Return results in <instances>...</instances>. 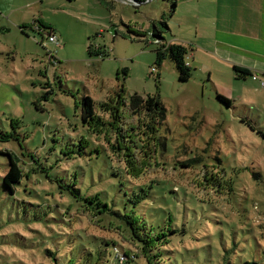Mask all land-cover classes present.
<instances>
[{"label":"rangeland","instance_id":"rangeland-1","mask_svg":"<svg viewBox=\"0 0 264 264\" xmlns=\"http://www.w3.org/2000/svg\"><path fill=\"white\" fill-rule=\"evenodd\" d=\"M175 1L0 0V130L11 132L10 120H20L18 138L0 140V264H54L45 249L58 264H117L106 258L111 245L137 259L130 264L264 259V87L236 80L222 60L193 46L188 81H178L169 60L157 68L156 45L146 43L141 25L152 30L166 19L186 47L195 36L191 25L178 28L173 20L182 19L170 18ZM89 45L108 55H90ZM133 94L162 103L153 140L149 121L128 111ZM83 96L99 116L88 127ZM120 102L118 121L111 111ZM117 129L127 159L113 146ZM78 144L81 155L64 156ZM5 152L23 173L14 194L1 187ZM74 187L80 197L97 195L107 211L81 204ZM141 189L148 194L133 207L128 199ZM132 210L135 235L121 220ZM160 232L166 238L151 244L136 238Z\"/></svg>","mask_w":264,"mask_h":264},{"label":"trees","instance_id":"trees-1","mask_svg":"<svg viewBox=\"0 0 264 264\" xmlns=\"http://www.w3.org/2000/svg\"><path fill=\"white\" fill-rule=\"evenodd\" d=\"M68 1H73V0H68ZM144 2L145 0H125L126 3L130 4H134V2ZM136 8V6H134ZM172 8H175V2L172 3ZM156 24V25H155ZM158 24L163 27L166 31L169 32V27L167 26L166 23V19L162 20V18L160 19V21H156L155 23L151 24L152 30H148L146 31V33L144 35H147L148 38L145 39L146 43L148 39H151L154 41V44L156 45L155 49H154V55H155V61L154 64L157 68H159V66L165 61V60H169L174 64L175 70L177 72V78L178 81L180 82H186L190 79L191 77V73H192V68L190 67V65L187 64L186 62V57H187V53H188V49L181 45V44H177V43H167V40L164 39L161 36L162 31L160 29H158ZM47 34H54V30L51 28H46ZM131 33H135V31H131ZM135 35V34H134ZM156 39H159L160 41H156ZM88 52L90 55H100V56H105L108 55L106 51H96L93 52L92 51V47L91 45L88 46ZM232 71L234 74V77L236 80H246V79H252L253 75L249 70L239 67V66H233L232 67ZM123 77H125L127 75V70L123 69L122 71ZM46 96V94H45ZM44 96V97H45ZM217 98L225 103L227 106H230V101L222 96H217ZM125 104V102H120V104L116 107L113 106V110L111 111L113 113V118L114 120H120L119 117V110L117 112L116 109H118L119 107L123 106ZM112 105V104H111ZM33 106L36 110H42L39 107V104L37 101L33 102ZM80 107V111H81V119H82V123L84 126L88 127L90 124L92 123H96L98 121V115L96 114V107H95V103L93 101L92 98H90L89 96H83L79 102ZM102 106V105H101ZM104 107V106H102ZM99 108L100 105H99ZM102 109V108H101ZM128 111L130 113V115H132L133 117H135L136 115H138L139 120L141 117L147 119L149 121V123L147 125H145V129L150 132V136L153 139H155V131L158 129V124H159V120L164 116V109L162 106V103L160 102L159 99L157 98H153V97H149L146 100L143 99L142 97H140L137 94H133L132 96H130V99L128 100ZM20 120H10V124L12 126V131L11 132H5V131H1L0 130V140H10V139H16V137L18 138L17 133L15 132L18 124H19ZM120 133V129L116 130V140L113 144L115 151L119 152L121 155L123 154L125 159H127V151H128V146L126 145V141L123 139L124 134H121L120 136L118 135ZM80 144V142H79ZM78 144V150H74L72 148L68 149V151H66L64 154V156L68 157V158H73L75 155H81L82 154V150L83 147H81ZM137 146V145H136ZM7 156V160H8V168L7 171L5 172V174L3 175L2 179H1V187L3 188V190H5L6 192L10 193V194H14L16 191V186L20 183L21 179L23 178V173L22 170L20 169L19 166V161L18 158L11 152H5L4 153ZM183 165H188V164H183ZM189 166V165H188ZM126 175L127 172H124ZM71 194L74 196V198L78 197V200H81V204H86V206H88L90 209L94 210L97 209V214H101L104 211H107L108 206L107 204H103L101 203L100 199L98 198L97 195L91 196V197H80L79 195V190L76 189L75 187L72 188L71 190ZM143 189H141V194H133L131 197H129V202L131 203V205L133 207H135L136 205L140 204L147 196L148 193H143ZM77 196V197H76ZM131 216H135L137 217L138 215L134 213V211L132 210L131 212L124 214L123 216H121V220L124 221V223L126 224V227L128 228L129 232H133V234L135 235L136 233L134 232V229L132 227L133 223L131 221ZM170 235H174L176 233V230H170L169 231ZM155 237H145V238H141L136 236V238L142 243V244H151L152 241L154 240H160L161 236H164L163 239L166 238V235L163 234V232L160 233H154ZM106 244V243H105ZM111 253L110 251H107L106 254V258L112 260L114 263L117 264H130L131 262H135L137 259L134 257H123L121 254L123 253V251L118 250V248L116 246H112L111 245ZM120 249V246H119ZM115 251V252H112ZM160 252V251H159ZM124 254V253H123ZM156 254H158V256L160 257L159 253H154L155 256H157ZM264 255V253H263ZM44 256L47 257L48 260H52L54 262V264H58L57 262V254L54 253L52 250L50 249H45L44 250ZM109 262V261H108ZM107 262V263H108ZM145 262L147 264H150V262L145 259ZM72 261H69L67 264H71ZM223 264H233L229 261H223ZM236 264H264V259L260 258V255H258V257H255L252 255V257L250 259L247 260H242L239 261Z\"/></svg>","mask_w":264,"mask_h":264},{"label":"crops","instance_id":"crops-1","mask_svg":"<svg viewBox=\"0 0 264 264\" xmlns=\"http://www.w3.org/2000/svg\"><path fill=\"white\" fill-rule=\"evenodd\" d=\"M176 15L182 19V23L173 20L176 27L187 29L191 25L195 36L186 47L175 39L178 36L170 26L169 33L174 40L169 39L167 43L181 44L190 51L193 46L209 57L222 60L231 69L239 66L264 79V0H176L170 18ZM141 27L145 33L150 30ZM195 57L196 54L192 55V59ZM187 58L188 53L186 62L190 65Z\"/></svg>","mask_w":264,"mask_h":264},{"label":"built area","instance_id":"built-area-1","mask_svg":"<svg viewBox=\"0 0 264 264\" xmlns=\"http://www.w3.org/2000/svg\"><path fill=\"white\" fill-rule=\"evenodd\" d=\"M47 39L52 42V43H55V45H58V41L57 39L55 38L54 34H47ZM53 56V53H50V57ZM253 80H256L262 87H264V79L262 78H257L256 76H253L252 77Z\"/></svg>","mask_w":264,"mask_h":264},{"label":"water","instance_id":"water-1","mask_svg":"<svg viewBox=\"0 0 264 264\" xmlns=\"http://www.w3.org/2000/svg\"><path fill=\"white\" fill-rule=\"evenodd\" d=\"M123 2H125V0H122ZM149 1H151V0H145L144 2H139L140 4H143V3H146V2H149ZM136 2V1H135ZM137 3V2H136ZM163 34L161 33V36H162ZM163 37V36H162ZM156 41H160L159 39H156Z\"/></svg>","mask_w":264,"mask_h":264},{"label":"clouds","instance_id":"clouds-1","mask_svg":"<svg viewBox=\"0 0 264 264\" xmlns=\"http://www.w3.org/2000/svg\"><path fill=\"white\" fill-rule=\"evenodd\" d=\"M134 4H135V2H134Z\"/></svg>","mask_w":264,"mask_h":264}]
</instances>
